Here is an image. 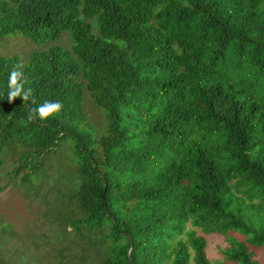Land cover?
<instances>
[{
  "label": "trees",
  "instance_id": "trees-1",
  "mask_svg": "<svg viewBox=\"0 0 264 264\" xmlns=\"http://www.w3.org/2000/svg\"><path fill=\"white\" fill-rule=\"evenodd\" d=\"M64 31L69 51L0 54L12 172L28 169V181L68 146L65 218L98 264H210L194 228L226 236L225 261L257 264L247 245L264 247V0H0V39L45 45ZM18 63L35 104L7 100ZM49 100L62 110L29 122Z\"/></svg>",
  "mask_w": 264,
  "mask_h": 264
},
{
  "label": "rangeland",
  "instance_id": "rangeland-1",
  "mask_svg": "<svg viewBox=\"0 0 264 264\" xmlns=\"http://www.w3.org/2000/svg\"><path fill=\"white\" fill-rule=\"evenodd\" d=\"M57 45L69 51L68 32H62L54 41L36 45L21 35H8L0 39V54L25 56L33 49ZM86 121L103 130V116L85 96ZM18 147L0 155V260L2 264H98L99 252L85 243L72 230L65 218L71 206L66 195L72 187L74 168L67 145L63 144L49 153L42 172H30L27 180L22 176L28 169L14 174L18 162ZM189 225H187L188 227ZM205 254L210 264H234L225 261L220 249L229 246L226 236L202 233ZM237 240L243 235L229 233ZM247 250L257 264H264V247L247 245Z\"/></svg>",
  "mask_w": 264,
  "mask_h": 264
},
{
  "label": "clouds",
  "instance_id": "clouds-1",
  "mask_svg": "<svg viewBox=\"0 0 264 264\" xmlns=\"http://www.w3.org/2000/svg\"><path fill=\"white\" fill-rule=\"evenodd\" d=\"M23 65L16 64L8 78V93L7 100L11 103L15 101L16 98L20 97L24 102L31 101L35 104V99L33 98V90L31 88L25 89V83L27 79L24 72L22 71ZM63 108V105L59 101H44L42 104L29 108V114L27 120L29 122L34 120H39L41 122L47 121L53 115L59 113Z\"/></svg>",
  "mask_w": 264,
  "mask_h": 264
}]
</instances>
